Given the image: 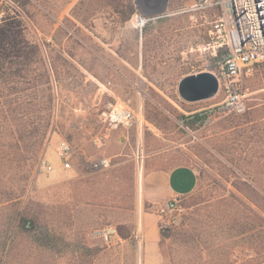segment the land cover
<instances>
[{
  "label": "rangeland",
  "instance_id": "1",
  "mask_svg": "<svg viewBox=\"0 0 264 264\" xmlns=\"http://www.w3.org/2000/svg\"><path fill=\"white\" fill-rule=\"evenodd\" d=\"M193 1L0 0V22L19 20L34 53L27 65L0 74V198L8 199L0 203V264H84L89 250L98 252L87 264H146L141 214L148 208L140 200V163L142 175L187 165L200 176L169 228L184 226L203 243L177 237L161 245L160 237L159 264H264V241H226L220 231L228 207L240 210L230 197H241L233 185L242 176L241 150L250 155L261 146L258 136L249 143L245 138L263 133L264 63L242 76L248 116L214 115L197 131L185 127L177 115L209 112L221 100L189 103L178 94L183 77L209 71L211 64L204 46L219 10L189 11ZM136 12L154 19L136 29ZM47 38L51 74L32 48ZM114 101L141 112L142 128L113 130L97 148L92 138L101 129L99 112ZM60 139L80 145L85 158H110L111 166L100 172L63 170L55 157ZM254 160L264 165V158ZM43 161L60 173L43 170ZM114 168L122 170L123 192L111 207L86 205L90 189L99 186L83 180ZM23 214L41 220L53 249H40L18 233ZM109 225L118 230L113 244L96 234Z\"/></svg>",
  "mask_w": 264,
  "mask_h": 264
},
{
  "label": "built area",
  "instance_id": "2",
  "mask_svg": "<svg viewBox=\"0 0 264 264\" xmlns=\"http://www.w3.org/2000/svg\"><path fill=\"white\" fill-rule=\"evenodd\" d=\"M208 9L219 10L211 21L209 42L204 46L211 60H216L218 72L214 73L220 84L216 97H221L213 108L207 112L208 124L214 115H243L250 109L249 100L242 91L243 74L248 75L255 66L264 63V0H194L189 11L204 12ZM147 22L140 26L141 20ZM154 18L135 13L131 19L132 26L142 30ZM51 39L39 43L48 67L51 63L47 46ZM100 131L92 138L97 148H102L113 130L120 128H142V113L135 111L128 103L121 101L108 102L99 112ZM84 149L67 139H60L56 149V163L63 170L76 171L84 167L88 172H100L111 166V160L105 156L85 158ZM41 168L52 172L55 165L43 161ZM140 181L142 178V163L139 165ZM159 222V228L167 229L177 222L182 211L181 201L170 199L151 207ZM96 234L107 244H113L118 239V230L109 225L100 228Z\"/></svg>",
  "mask_w": 264,
  "mask_h": 264
},
{
  "label": "trees",
  "instance_id": "3",
  "mask_svg": "<svg viewBox=\"0 0 264 264\" xmlns=\"http://www.w3.org/2000/svg\"><path fill=\"white\" fill-rule=\"evenodd\" d=\"M29 48L30 42L25 36L22 23L12 16L3 18V21L0 22V74H5L9 70L12 71L14 70V68H21L22 66L27 65L31 61V58L34 56V53L29 52ZM32 48L35 49V53L37 52L40 55L42 54V56L44 57L39 44L32 46ZM210 62L211 64L209 65V71L214 72V68L217 67L216 60L213 59ZM50 63L51 69L47 67L49 68V72L50 70L53 71L54 69L52 68L53 65L51 60ZM249 111L244 115L248 116ZM207 118V112H198L189 116L181 114L177 115V119L181 121L185 127L193 131H197L200 127H202L205 124V120ZM262 118H264V115L262 116ZM250 119H252L251 116L248 119L246 118V121L248 122V120ZM257 136V143L260 144L262 148L260 146V148H258L256 151H253V153L250 155L248 149H242L240 155V161L242 163L240 165H238L239 162L237 163V169L242 174V176L236 175L238 177V182H235L233 185L241 194V197L235 195L231 196L230 205L233 206L232 203H236L239 206L240 210L237 211L234 207H228L226 220L223 226L220 227V231L222 232L223 236L226 237V241H230L232 239H244L249 243L256 244L262 243V241H264V182L261 179V176L264 175V165L258 164V162H255L254 160V158H264V152H262L261 150L264 149V129L263 133L261 131H255L251 136H247V138L245 139L246 142L249 143L251 140H253V138H257ZM219 151L225 154L227 150L225 146L222 145L219 148ZM231 161L233 162V160ZM153 170L169 169L160 168ZM121 173L122 170L114 168L99 176H89L88 178L83 180V182H85L87 185L99 186V188L90 189L91 196L85 198V204L91 206H101L105 208H108L109 206L111 207L110 204L113 203V201L116 200L119 196L118 192L121 193L124 190L123 182L119 178L121 177V175L123 176V174ZM112 188H115L117 192H112ZM259 190L262 192H260ZM110 198L111 200L109 201ZM183 200L181 201V204H184ZM6 201H8L7 196L4 198V196L1 195L0 203ZM121 201L123 202L125 200ZM189 205H187L186 207H189ZM112 207L116 209L121 208L116 205ZM41 226V220L38 217L23 214L18 226V233L22 236H30L36 246L40 249H44V247L53 249L49 243L50 238H48L47 235H44L45 232H43V230L39 228ZM159 231L161 237V245H163L164 240H174L177 237L185 238L189 243H203L199 241L201 240L200 234H193L191 231L185 230L184 226H182L181 228L167 229H162L160 227ZM88 252L89 257L86 258L84 264H87L88 258L96 256L98 251L89 250ZM255 253L258 255L257 250L255 251ZM262 263H264V260Z\"/></svg>",
  "mask_w": 264,
  "mask_h": 264
},
{
  "label": "crops",
  "instance_id": "4",
  "mask_svg": "<svg viewBox=\"0 0 264 264\" xmlns=\"http://www.w3.org/2000/svg\"><path fill=\"white\" fill-rule=\"evenodd\" d=\"M59 170L53 171L57 176ZM199 176L196 170L187 165H179L169 170L146 171L140 181V200L148 208L141 214L143 222V237L148 251L146 264H159L157 250L160 240V228L157 216L151 207L170 200L183 199L191 196L198 188Z\"/></svg>",
  "mask_w": 264,
  "mask_h": 264
},
{
  "label": "water",
  "instance_id": "5",
  "mask_svg": "<svg viewBox=\"0 0 264 264\" xmlns=\"http://www.w3.org/2000/svg\"><path fill=\"white\" fill-rule=\"evenodd\" d=\"M219 88L217 76L204 71L183 77L178 84V94L183 101L195 103L215 98Z\"/></svg>",
  "mask_w": 264,
  "mask_h": 264
},
{
  "label": "bare ground",
  "instance_id": "6",
  "mask_svg": "<svg viewBox=\"0 0 264 264\" xmlns=\"http://www.w3.org/2000/svg\"><path fill=\"white\" fill-rule=\"evenodd\" d=\"M140 22V26H143L146 22H147V20L145 19V20H141V21H139Z\"/></svg>",
  "mask_w": 264,
  "mask_h": 264
}]
</instances>
